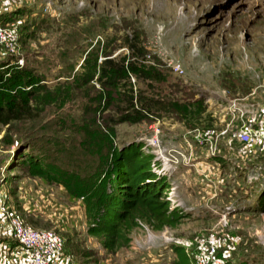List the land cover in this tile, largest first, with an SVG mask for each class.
<instances>
[{
	"label": "rangeland",
	"instance_id": "obj_1",
	"mask_svg": "<svg viewBox=\"0 0 264 264\" xmlns=\"http://www.w3.org/2000/svg\"><path fill=\"white\" fill-rule=\"evenodd\" d=\"M0 19L18 37L16 54L0 51L3 78L23 69L45 86L31 92L26 116L0 125V240L14 246L4 232L15 216L58 234L67 264H172L174 246L192 264L211 247L225 264H264V161L238 142L240 118L225 114L233 104H264V0H0ZM128 39L147 75L164 78L155 88L198 101V121L158 111L103 126L112 111L94 98L103 90L97 68L129 55ZM8 79L0 105L10 89L27 96V80ZM130 82L149 97L145 81ZM133 142L168 180L170 209L188 216L174 228L139 221L101 236L112 189L106 164L115 144Z\"/></svg>",
	"mask_w": 264,
	"mask_h": 264
},
{
	"label": "trees",
	"instance_id": "obj_2",
	"mask_svg": "<svg viewBox=\"0 0 264 264\" xmlns=\"http://www.w3.org/2000/svg\"><path fill=\"white\" fill-rule=\"evenodd\" d=\"M0 23L3 24L1 19ZM127 44L131 51L129 55L116 60L106 58L97 68L96 81L105 92L102 90V93H98L94 98L101 97V104H97L100 109L112 111L104 117L103 126L110 128L119 123H136L144 116H154L158 111L160 114L177 112L185 121H198L196 114L198 111L192 112L193 109L199 108L198 101L177 100L171 90L162 94V91L155 88L152 82H162L164 78L147 75V71L139 60L142 56L141 50L134 41L128 39ZM3 76L0 73V83L4 82L8 89L10 82L8 78L15 77L17 83L23 84V79L28 78L29 75L27 71L20 69L15 74H7L8 78L4 79ZM81 77L85 81L88 79L85 75ZM130 77L146 82L148 90L151 91L149 97L140 95V91L134 93ZM25 80L27 81L24 85L29 89L22 95H27L26 98L19 97L17 90L10 89L6 95L11 96L5 102L2 101L0 125H8L26 116L31 110L26 105L31 98V92L37 87L45 88L41 79ZM65 85L68 84L62 83L59 87ZM142 147V142H133L126 146L115 144V149L110 154L111 159L108 160L106 168L111 174L112 189L107 197L103 224L100 226L101 236L112 237L129 233L139 221L150 224L156 230L163 227L174 228L188 216L179 209H170L171 201L167 197L170 184L165 176L153 172V165L158 163L153 161L154 156L151 153H144ZM257 209L264 212V197L260 199ZM173 251L176 260L172 264H192L183 247L174 246Z\"/></svg>",
	"mask_w": 264,
	"mask_h": 264
},
{
	"label": "built area",
	"instance_id": "obj_3",
	"mask_svg": "<svg viewBox=\"0 0 264 264\" xmlns=\"http://www.w3.org/2000/svg\"><path fill=\"white\" fill-rule=\"evenodd\" d=\"M17 38V31L12 24L0 23V51H6L9 55L16 54ZM174 69L179 71L178 66ZM231 107L237 112V117L244 120L236 131L238 142L252 147L254 153L264 156V119L256 121L260 107L245 110L234 104ZM256 109L258 111L254 114ZM248 115H251L250 122L245 120ZM253 121L257 125L252 124ZM212 133L213 131L207 129L195 137L202 143L203 140L209 139ZM224 133L225 129L220 132ZM4 235V238H11L15 243L10 246L0 240V264H67L61 238L55 232L33 228L18 217L11 216ZM214 251V247H211L207 253H200L199 257L196 256L195 264H225L214 256Z\"/></svg>",
	"mask_w": 264,
	"mask_h": 264
},
{
	"label": "crops",
	"instance_id": "obj_4",
	"mask_svg": "<svg viewBox=\"0 0 264 264\" xmlns=\"http://www.w3.org/2000/svg\"><path fill=\"white\" fill-rule=\"evenodd\" d=\"M258 107H260L259 108V113H258V118L256 119V121L257 122H259L260 120H262V119H264V104H262V105H259ZM257 108V107H256ZM258 110L256 109V111L254 112V114L257 112ZM233 112H235V114H233ZM232 113V114H231ZM225 114H231L233 117L234 116H236V118H238L237 117V112L232 108V107H229V113L225 110ZM225 116V115H224ZM251 115H248L246 118H245V120L248 122H250V119H249V117H250ZM224 118V117H223ZM254 118V117H253ZM242 122H244V120H242L241 121V119H240V124L242 123ZM239 124V125H240ZM252 124H256L257 125V123H255L254 121L252 122ZM238 126V125H237ZM238 127H236V129H237ZM217 160H219L218 158H216ZM253 159H256V160H259V161H261V160H263L264 161V156H261V155H258V154H256V153H254L253 152Z\"/></svg>",
	"mask_w": 264,
	"mask_h": 264
}]
</instances>
